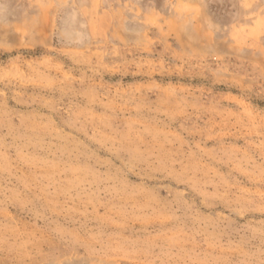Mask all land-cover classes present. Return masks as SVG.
Instances as JSON below:
<instances>
[{
    "label": "rangeland",
    "instance_id": "374dc122",
    "mask_svg": "<svg viewBox=\"0 0 264 264\" xmlns=\"http://www.w3.org/2000/svg\"><path fill=\"white\" fill-rule=\"evenodd\" d=\"M0 264H264V0H0Z\"/></svg>",
    "mask_w": 264,
    "mask_h": 264
}]
</instances>
